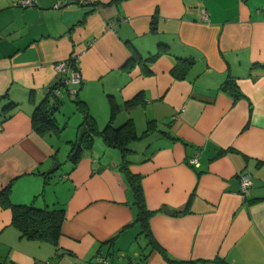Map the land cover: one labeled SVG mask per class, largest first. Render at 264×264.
<instances>
[{"label": "crops", "instance_id": "obj_1", "mask_svg": "<svg viewBox=\"0 0 264 264\" xmlns=\"http://www.w3.org/2000/svg\"><path fill=\"white\" fill-rule=\"evenodd\" d=\"M20 1L0 0V260L264 264V0ZM73 54L81 81L40 133L32 113ZM126 122L138 138L108 145L99 131ZM6 199L63 208L57 242L21 236Z\"/></svg>", "mask_w": 264, "mask_h": 264}, {"label": "trees", "instance_id": "obj_2", "mask_svg": "<svg viewBox=\"0 0 264 264\" xmlns=\"http://www.w3.org/2000/svg\"><path fill=\"white\" fill-rule=\"evenodd\" d=\"M61 87L67 86H65V84L60 81L58 87L55 88L61 89ZM222 88H230V92H232L234 96L238 95L237 88H235V85L231 81H225L222 84ZM59 103L60 100L58 96L55 94H50L49 98L47 96L35 107L32 113V124L36 131L43 133L46 129L56 127L54 123L53 110L57 108ZM131 103H134V100ZM13 105L14 104L11 103L9 104V107H13ZM86 119L88 120V118ZM87 126L89 128L87 130L88 132H83L80 135L79 140L75 141L74 145L69 150L73 157L77 155L78 151L81 149V146L85 144L83 142L88 144L91 143L92 137L89 132L95 131L93 129V122L88 120ZM99 133H101L102 138L108 145L117 146L123 150H127V148L124 146L127 141L138 138L135 131L129 127L128 122L116 128L111 127V125H106L102 130L99 131ZM123 161L126 162L127 160ZM127 179L135 190L136 203L138 204V211L135 221L140 224L142 231L149 235L148 216L150 215L151 211L147 210L143 206L140 186L137 178L131 174H128ZM3 202L12 208V222L18 227L21 236L26 238L48 239L54 244L57 242L63 220V208H38L26 204H13L8 199L3 200ZM149 242H153L151 237ZM0 264H12V262L8 259H3L0 260Z\"/></svg>", "mask_w": 264, "mask_h": 264}, {"label": "built area", "instance_id": "obj_3", "mask_svg": "<svg viewBox=\"0 0 264 264\" xmlns=\"http://www.w3.org/2000/svg\"><path fill=\"white\" fill-rule=\"evenodd\" d=\"M35 0H21L20 4L22 6L32 5ZM68 0H60L55 6H60L62 4H66ZM78 55L73 54L70 55L67 59L59 61L56 63L55 67L56 70L64 73V77L62 78L61 82L65 84V86H69L71 84H77L81 81V76L76 68L72 70V73L69 75V71L71 68L74 67V63L77 62ZM76 67V66H75ZM52 94L58 95L59 89L56 88L52 91ZM75 89L70 88V94H75ZM188 163L191 165H198L197 156H193L189 158ZM239 181H240V192L244 195L248 192L249 188L252 185V180L250 174L247 171H242L239 173ZM100 264H108L106 259H100Z\"/></svg>", "mask_w": 264, "mask_h": 264}, {"label": "rangeland", "instance_id": "obj_4", "mask_svg": "<svg viewBox=\"0 0 264 264\" xmlns=\"http://www.w3.org/2000/svg\"><path fill=\"white\" fill-rule=\"evenodd\" d=\"M69 102H71V101H69L68 99H67V97L65 98V99H63V104L65 105V103H67V104H69ZM73 103V102H72ZM62 104V105H63ZM61 105V106H62ZM62 107H64V106H62ZM69 148V147H68ZM68 148H67V150H68ZM63 152V151H62ZM137 243H138V241H137Z\"/></svg>", "mask_w": 264, "mask_h": 264}, {"label": "water", "instance_id": "obj_5", "mask_svg": "<svg viewBox=\"0 0 264 264\" xmlns=\"http://www.w3.org/2000/svg\"><path fill=\"white\" fill-rule=\"evenodd\" d=\"M163 210H164L165 212H167V213H174L173 211H171V210H169V209H167V208H163Z\"/></svg>", "mask_w": 264, "mask_h": 264}]
</instances>
